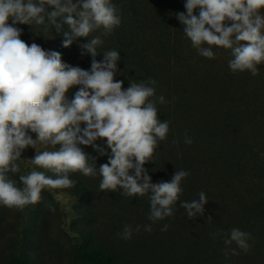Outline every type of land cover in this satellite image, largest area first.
Segmentation results:
<instances>
[{"label": "rangeland", "instance_id": "374dc122", "mask_svg": "<svg viewBox=\"0 0 264 264\" xmlns=\"http://www.w3.org/2000/svg\"><path fill=\"white\" fill-rule=\"evenodd\" d=\"M116 7L121 24L101 37L104 43L97 48L96 60L101 61L108 50H117L120 60L114 81H123L126 89L130 82L154 79L155 96L167 101L157 104L158 118L169 122L167 138L158 141L152 161L143 167L153 183L170 181L176 170L189 172L181 182L174 215L150 221L149 195L127 197L121 189L101 192L99 175L70 173L76 181L72 188L46 187L40 201L23 210L0 206V264L16 258L22 264H89L82 252L93 248L111 255L114 264H264V63L257 66L256 76L232 72L230 49L213 46L214 59L200 56L174 15L164 23L151 14L159 5L141 0L129 6L127 0L122 8ZM58 23L59 32L55 27H16L22 29L20 39L27 44L35 42L59 52L62 62L89 70L92 57L79 47L88 38H78L65 48L64 33L70 30ZM95 35L100 30L89 39ZM78 87L70 88L66 96L71 99ZM186 135L191 144L184 142ZM95 143L110 152L104 140ZM82 147L97 168L107 163V155ZM36 148L54 150L40 143ZM35 153L32 147L23 150L17 161L20 172L10 173L11 178L18 180L35 167L30 162ZM200 192L208 199L204 214L189 219L180 203L198 199ZM146 224L152 226L150 233L141 227L130 240L117 236L125 225L135 229ZM165 224L168 230L161 231ZM233 228L251 233V248L248 252L237 248L239 255L226 259L224 239Z\"/></svg>", "mask_w": 264, "mask_h": 264}, {"label": "clouds", "instance_id": "9594fccd", "mask_svg": "<svg viewBox=\"0 0 264 264\" xmlns=\"http://www.w3.org/2000/svg\"><path fill=\"white\" fill-rule=\"evenodd\" d=\"M184 8L186 13H176V19L200 56L214 59L213 46L230 49L228 67L232 72L259 74L257 66L264 63V0H186ZM58 20L70 30L64 33L63 47L88 38L79 47L82 54L92 57L89 70L62 62L59 52L45 50L35 42L27 44L20 39L22 29L16 27H55L59 32ZM120 24L119 9L111 0H0V206L23 210L38 203L46 187H74L76 181L70 173L79 172L99 175L101 192L121 189V195L127 197L149 195L150 221L174 215L181 182L189 172L176 170L170 181L153 183L143 167L152 161L158 141L167 138L169 122L158 118L157 109V104L167 101L162 95L155 96L154 79L130 82L126 89H122L123 81H114L120 60L117 50H108L101 61L96 60L97 48L104 43L101 37L109 36ZM97 30L100 35L89 39ZM74 86H79L78 90L69 99L66 93ZM98 139L106 142L110 152L95 143ZM184 142L191 144L192 139L186 135ZM37 143L51 145L54 150H38ZM78 145L107 155V163L97 168L94 158ZM27 147L36 149L30 159L35 167L13 179L9 174L20 172L17 161ZM207 202L205 193L200 192L198 199L184 201L180 207L194 219L203 216ZM141 227L152 231L150 224L135 229L125 225L117 236L130 240ZM168 227L165 224L161 231ZM251 239V233L231 229L224 239L225 258L239 255L237 248L248 252Z\"/></svg>", "mask_w": 264, "mask_h": 264}, {"label": "trees", "instance_id": "16d2710c", "mask_svg": "<svg viewBox=\"0 0 264 264\" xmlns=\"http://www.w3.org/2000/svg\"><path fill=\"white\" fill-rule=\"evenodd\" d=\"M127 0H111V2L120 8L126 4ZM129 1V6L130 3L135 4L140 2L141 0H128ZM154 5H159L160 7L153 8L151 10V14H155L154 16H159L161 17V20L164 23H167V21H171L173 18L172 16L174 15V20L176 21L177 24L183 29V25L181 26L180 22L176 19V13L178 12H185L186 9L184 8V4L186 3V0H148ZM163 11V13H162ZM199 10L195 9L194 14L198 15ZM185 36V34H184ZM67 64V63H66ZM83 151L84 148L82 145H78ZM216 159H219V155H216ZM82 257L83 260L88 262L89 264H114V259L111 255L101 251L98 248H93L89 251H83L82 252ZM10 264H22L21 260L18 258L12 260Z\"/></svg>", "mask_w": 264, "mask_h": 264}]
</instances>
